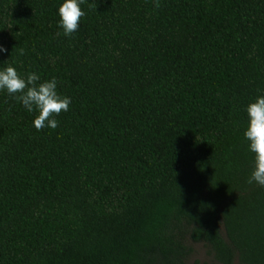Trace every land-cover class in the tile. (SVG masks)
<instances>
[{
  "label": "trees",
  "instance_id": "1",
  "mask_svg": "<svg viewBox=\"0 0 264 264\" xmlns=\"http://www.w3.org/2000/svg\"><path fill=\"white\" fill-rule=\"evenodd\" d=\"M62 3L0 0V69L71 99L38 131L0 90V264H264V0Z\"/></svg>",
  "mask_w": 264,
  "mask_h": 264
},
{
  "label": "clouds",
  "instance_id": "2",
  "mask_svg": "<svg viewBox=\"0 0 264 264\" xmlns=\"http://www.w3.org/2000/svg\"><path fill=\"white\" fill-rule=\"evenodd\" d=\"M86 0H63L58 8L59 27L63 29L66 37L78 31L80 19L85 15L81 5ZM96 2L89 4V7H96ZM154 6L160 7V0H154ZM9 24L8 29L12 28ZM59 35V33H57ZM7 49L0 44V53L6 52ZM21 54L23 50L21 49ZM6 67L0 69V90H6L16 100L29 111H37L38 115L33 120L34 127L40 131L45 127L55 129L59 122L54 118L62 111H68L71 99L61 96L57 92V81L55 78L38 83L39 75L28 73L22 77L16 68L8 63ZM247 126L244 131V138L249 142V151L254 154L253 169L247 179V183L253 182L264 187V94L255 98L246 106Z\"/></svg>",
  "mask_w": 264,
  "mask_h": 264
},
{
  "label": "rangeland",
  "instance_id": "3",
  "mask_svg": "<svg viewBox=\"0 0 264 264\" xmlns=\"http://www.w3.org/2000/svg\"><path fill=\"white\" fill-rule=\"evenodd\" d=\"M198 256H199V254H198ZM202 257H203V255H202ZM187 264H192V260H191V261H189Z\"/></svg>",
  "mask_w": 264,
  "mask_h": 264
}]
</instances>
